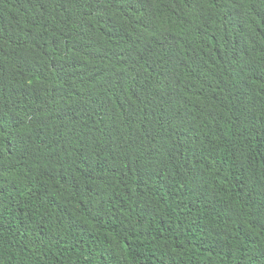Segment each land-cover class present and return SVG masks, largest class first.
<instances>
[{
    "label": "trees",
    "instance_id": "16d2710c",
    "mask_svg": "<svg viewBox=\"0 0 264 264\" xmlns=\"http://www.w3.org/2000/svg\"><path fill=\"white\" fill-rule=\"evenodd\" d=\"M0 264H264V0H0Z\"/></svg>",
    "mask_w": 264,
    "mask_h": 264
}]
</instances>
